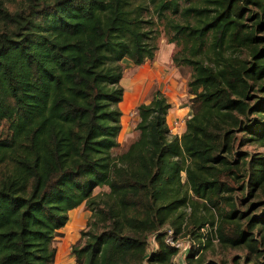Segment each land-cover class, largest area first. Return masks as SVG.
Listing matches in <instances>:
<instances>
[{
	"label": "trees",
	"instance_id": "obj_1",
	"mask_svg": "<svg viewBox=\"0 0 264 264\" xmlns=\"http://www.w3.org/2000/svg\"><path fill=\"white\" fill-rule=\"evenodd\" d=\"M148 2L157 17L177 12V0ZM13 3L0 0V264H52L55 232L82 202L93 221L70 247L76 264H171L176 249L162 233L148 254L146 237L164 225L177 235L182 222L192 239L209 224L221 249L244 252L216 262L190 249L184 264H264V154L236 151L264 143V0H198L181 9L183 23L167 22L182 49L172 62L191 68V116L170 134L169 104L155 91L135 107L137 135L116 156L120 61L138 65L157 49L148 5ZM245 183L262 192L249 212L235 195Z\"/></svg>",
	"mask_w": 264,
	"mask_h": 264
},
{
	"label": "rangeland",
	"instance_id": "obj_2",
	"mask_svg": "<svg viewBox=\"0 0 264 264\" xmlns=\"http://www.w3.org/2000/svg\"><path fill=\"white\" fill-rule=\"evenodd\" d=\"M14 1L13 5L16 7L17 2L19 0ZM145 2L148 6V11L142 13V17L144 20L147 18L151 19L154 23V27L158 31V38L156 40L157 49L154 53V56L151 60H144L138 65L133 64L131 61L127 59H122L120 61L121 65V87L122 89L127 88L129 83H135L137 86V90L133 96H129V102H125V99L121 105L123 110L124 118H121V125L123 128L129 127L128 133H121L116 137L117 145L110 150L111 156H116L123 151H125L127 145L136 137L137 132L134 128L138 118L135 112V107L139 103H148L151 99L152 95L155 91H158L163 95L166 102L169 104V108L167 109L165 115V123L168 128L170 134H175L179 136L184 131V122L185 120L191 116V99L193 95L189 93V87L187 86V82L189 80V76L191 73L190 66L175 64L172 62V55L176 57H180L182 54L181 45H176L174 42H169L168 39L170 37H176L173 35L167 26L168 21L183 23L184 19L180 14L182 8L192 4L198 3V0H177V12H172L170 8L163 9L161 11V16L157 17L155 14H151L152 5L148 2V0H132V4H137L139 2ZM159 0H153V3H157ZM167 1V0H162ZM6 4L7 0H3ZM11 7V6H10ZM1 30V26H0ZM134 86V84H133ZM129 92V91H128ZM131 93V91L129 92ZM263 97V96H260ZM123 100V98H122ZM121 100V101H122ZM119 108V104H118ZM120 111V109H119ZM249 118L257 119L255 115H250ZM261 120V119H260ZM264 128V127H263ZM174 129V130H173ZM6 131L5 123L0 125V136H3ZM241 133L236 135L237 139L240 137ZM246 136V134H245ZM264 141V139H263ZM236 151H245L247 154H264V143H249L245 144L241 147H237ZM181 180L184 181V175L181 174ZM103 189H107V187H95L92 191L93 195H100L105 192ZM262 192L260 189H253L252 186L248 183H245L244 190L242 192H236L235 195L240 198L243 197L246 202L241 206L242 210H246L249 212L250 208L248 207L252 204L257 205V201L260 200ZM259 199V200H258ZM198 203L197 209L195 211L196 214L202 215L204 210L200 205L201 201L197 200ZM263 208V207H262ZM261 206H256L254 212L259 213ZM73 210H77L81 217L77 215V213L72 212L69 216L68 214V222L71 226H68V222L56 230L54 238L52 240L51 246L55 249L54 259L52 264H69L67 261L70 260L73 264H76L74 261V256L70 254V247L74 245L78 241L82 242L83 239H80L79 232L81 230L87 231L90 230L92 225V219L90 218V212L88 208H86L85 203L82 202L77 207L73 208ZM179 211L182 212V217L188 220V217L191 214L190 207H181ZM252 212L251 214H253ZM206 218L211 219V215L213 214L212 210L206 211ZM67 217V214H66ZM70 219V220H69ZM67 221V220H66ZM188 222V221H187ZM66 223V222H65ZM181 229L177 233V237L181 239L183 242L189 238L187 232V228L184 225V222L181 223ZM207 225V232L213 236L212 231L209 232L208 228L212 230L209 224ZM78 227V229H77ZM77 229V231H76ZM97 228H94L96 230ZM75 231V232H72ZM194 241H197L193 238ZM147 243V240H146ZM148 245V243H147ZM149 244V249L146 247L147 254L151 251L152 247ZM56 255H60L58 260L55 258ZM243 250L241 249H221L216 242H212L210 240L208 246H205L200 256L203 260H214L218 262L220 259H224L229 261L230 257L233 255H237L240 258L243 256ZM71 256V257H70ZM178 254H174L171 258V264H183L184 258L178 257ZM67 259V260H66Z\"/></svg>",
	"mask_w": 264,
	"mask_h": 264
},
{
	"label": "built area",
	"instance_id": "obj_3",
	"mask_svg": "<svg viewBox=\"0 0 264 264\" xmlns=\"http://www.w3.org/2000/svg\"><path fill=\"white\" fill-rule=\"evenodd\" d=\"M209 232H213V228L212 230L209 229ZM161 232L162 233V241L164 244H166L167 246L173 247L176 249V254H178L180 258H184V256L187 254L188 250L192 249L193 251H196V255L194 257L197 256V254H199L201 252V247H203L205 241L210 237L212 242H216V239L213 238L208 232H207V225L205 224L203 227L200 228L199 232L200 237L199 240L194 241L190 236L189 238H187V240H185V242H183L181 239H179L177 237V235L174 234L173 229L169 226V225H164L163 227H161L160 230L155 231V232H151L148 234V236L146 237L147 243L148 245L146 247H148L147 249H149V244H151V251L155 250L157 245L155 242V236L157 233ZM150 247V248H151Z\"/></svg>",
	"mask_w": 264,
	"mask_h": 264
},
{
	"label": "crops",
	"instance_id": "obj_4",
	"mask_svg": "<svg viewBox=\"0 0 264 264\" xmlns=\"http://www.w3.org/2000/svg\"><path fill=\"white\" fill-rule=\"evenodd\" d=\"M133 84H134V86H133ZM129 83V85L127 86V88H124V96H123V101H124V99H125V102H129V100H126V95H130V96H133L134 94H135V91L137 90V86L135 85V83ZM129 88V89H128ZM131 91V93H129V92ZM123 101H122V103H123ZM124 102V103H125ZM122 103L120 104V110H121V112H122V114L124 113L123 112V110H122V108H121V105H122ZM123 103V104H124ZM123 118H124V114H123V116H122ZM174 130V129H173ZM128 131H129V127L127 126V128H123V126H122V130H121V132H120V134L121 133H124V134H126V133H128ZM105 187V186H104ZM105 192L107 191V189H103ZM70 212H75V213H77V215H79L80 217H81V214H79L78 213V211L77 210H72V211H70ZM77 229H78V227H77ZM77 229H76V231H77ZM60 255L58 254V255H56V260H58V258L57 257H59ZM71 257V256H70ZM67 260V259H66ZM69 264H73L70 260H68L67 261ZM184 262V261H183ZM184 264V263H183Z\"/></svg>",
	"mask_w": 264,
	"mask_h": 264
},
{
	"label": "bare ground",
	"instance_id": "obj_5",
	"mask_svg": "<svg viewBox=\"0 0 264 264\" xmlns=\"http://www.w3.org/2000/svg\"><path fill=\"white\" fill-rule=\"evenodd\" d=\"M129 89V88H128ZM130 95H126V100H128V97H129Z\"/></svg>",
	"mask_w": 264,
	"mask_h": 264
}]
</instances>
